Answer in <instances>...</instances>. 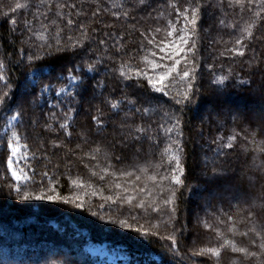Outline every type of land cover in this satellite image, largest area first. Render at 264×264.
<instances>
[{
  "label": "trees",
  "instance_id": "trees-1",
  "mask_svg": "<svg viewBox=\"0 0 264 264\" xmlns=\"http://www.w3.org/2000/svg\"><path fill=\"white\" fill-rule=\"evenodd\" d=\"M196 2L201 8L198 34L192 37L198 46L196 84L201 89L198 103L185 107L182 112L181 106L174 103L173 97L182 94L189 83L182 78V71L192 69L183 59L177 72L165 81L168 96L153 93L150 88L147 93L138 89L141 97L154 96L162 106L146 121L133 117L137 124H151L148 134L154 139L129 142L127 147L117 142L113 148V142L120 139V117L109 113L107 128L97 131L90 118L94 111L90 105L97 101L92 100L90 90L84 89L80 90L77 111L72 113L73 119L69 122L70 137L63 130L49 132L44 128L48 122L44 114L48 111L46 107L41 110L25 106L21 121L13 122L11 128L6 127V121L12 113L0 117V264H111L87 253V244L105 245L119 251L126 259L117 264H261L264 261V250L260 248L264 243V23L253 26L251 39L243 32L255 19L253 13L260 10L256 2L248 5L244 0L242 10L235 0H145L143 5L139 0H44L43 3L0 0V62L5 65L4 72L13 85V93L18 94L17 85L29 71V54L41 48V55L51 52L36 66L48 65L52 70L71 67L77 62L79 57H74L71 51L56 52V41L59 39V46L63 47L71 43L69 37L80 40L83 24L95 37L90 43L85 42L94 50L91 55L103 54L98 40L106 39L105 33L123 35L128 43L126 51L134 57L133 66L147 68L151 74L152 62L171 64L172 61H160L164 54L158 47L148 45L147 39L155 37L156 44L174 39L185 26L177 9L182 12ZM17 3L27 7L15 9ZM125 11L129 13L127 19L123 16ZM69 19L72 25H68ZM221 19L227 26L220 24ZM12 20L17 21L16 25H12ZM157 28L159 33L155 31ZM173 29V37H168V31ZM238 37L245 46L243 57L226 51L235 46ZM108 43L111 45L112 41ZM114 63H119V57L115 62L108 61V67ZM229 69L233 79L227 82L222 95H216L210 78L213 74H227ZM100 78L96 74L95 79ZM241 79L248 83L239 84ZM105 82L104 92L111 93L113 98H119L122 89L131 90L124 89L116 80L106 78ZM10 106L15 108L13 102ZM165 109L175 111L181 118L183 135L173 138L181 142L182 151L171 144L164 131L172 126L164 117ZM197 112H200L199 128ZM58 115L63 120L59 112ZM33 120L38 123L33 125ZM13 130L20 135L19 153L15 157L18 163L14 167L30 177L28 182L20 184L7 170V142ZM229 136L236 137L231 142L233 146L220 147L218 153L220 142L214 141L220 137L226 145ZM53 139L61 147L51 148ZM98 146L100 151L96 152ZM174 154L179 155L184 183L175 186L177 194L173 203L164 205V199L171 195L170 175L176 168L171 159ZM115 156H120L121 161H116ZM214 168L222 170V174L214 177ZM123 172L132 175H123ZM44 173L48 176H43ZM161 176L168 178L161 180ZM50 180L56 181L55 184ZM41 181L49 188L55 186L56 191L46 193L40 187ZM117 184L121 187L117 188ZM16 187L22 189L21 195L24 191H30L33 196L45 192L73 202L24 201L17 196ZM140 188L145 192L141 193ZM10 189H13L11 194ZM127 196L134 198L132 204L128 203ZM81 201L83 207L77 208L75 203ZM140 204L144 207L134 206ZM153 207L158 211L152 212ZM121 220L126 222L125 227L120 226ZM145 231L155 235L145 236ZM172 236L177 240L175 255L168 251ZM225 240L256 255L234 252L231 243L221 248ZM209 247L220 249L219 259L207 252L193 256L194 251Z\"/></svg>",
  "mask_w": 264,
  "mask_h": 264
},
{
  "label": "snow or ice",
  "instance_id": "snow-or-ice-1",
  "mask_svg": "<svg viewBox=\"0 0 264 264\" xmlns=\"http://www.w3.org/2000/svg\"><path fill=\"white\" fill-rule=\"evenodd\" d=\"M41 3L44 0H40ZM256 2L259 6V11L253 13L255 19L252 20L251 23L247 25L243 32L247 33V38L251 39L253 36L252 28L253 26L260 22L264 23V0H247V4L251 5ZM145 0H139V4L143 5ZM235 4L239 5L241 9L244 8V0H235ZM64 5H57V7H63ZM116 5H114L115 7ZM121 7L123 5H120ZM229 6H232L230 3ZM27 7L26 4L17 3L15 5V9H21ZM169 7H172L169 4ZM13 9V11H15ZM107 11V9H105ZM200 5L198 2L194 4H190L188 7H185L181 12L177 9V15L182 16L184 20V28L179 30V35H177L172 40H161L159 44L155 43V37L151 39H147L148 45H154L159 48V51L163 53L160 57V61L170 60L171 64H165L161 62H152L151 74L147 68L134 67L132 61L134 57L128 55L126 49L128 47L127 41L123 35L116 36L114 33H105V38H101L98 40V45L103 47V54L101 55H91L94 51L91 48H88V45L85 43L91 42L95 37L91 36L87 27L83 24L81 25V39L73 41L71 37H69V41L71 43H66L63 47L60 45V40L57 39V47L55 49L56 52L67 53L69 51L72 52L73 56H78L79 59L77 62L71 67H57L55 70L49 68L48 65H43L42 67L36 66L37 62L42 61L45 56H50L51 52H44L43 55L40 53L43 51L41 48L35 54H29L27 56V62L29 65V71L25 74L24 79L17 85L19 91L17 93H13V85L9 83L8 77L4 72L5 65L3 62H0V117H4L7 113L11 112V115L7 116L6 127L11 128L13 126V122H20L22 116L24 115V108L27 105H31L33 107H39L43 110L45 107L48 109L44 114L48 118V122L43 126L49 132L60 131L63 130L66 136H71L72 133L68 131L70 127V121L73 119L72 113L77 111L75 105L79 104V95L80 90H90L92 100L97 101L94 104H91L90 107L94 110L91 115V121L96 126V130L100 131L107 128L108 123V114L110 113L113 116H119V137L120 139L116 142H113L112 147H116V143L118 142L122 147H127L129 142L142 141L144 138L148 140L154 139L153 136L149 135L151 130L150 123H135L133 117L138 116L141 121H146L150 115L161 110L162 106L158 105L156 98L151 95H145L141 97L138 93V89H143L145 93H147L150 88L153 93H162L165 96H168L170 93L167 89V85L165 81H167L170 77H172L173 73L177 72V66L181 64L182 59L185 63H190L192 65L191 71L184 70L182 71V78H185L189 81L185 91L182 94H179L173 97L174 103L176 105H180V111L182 112L185 107L195 105L198 103V98L201 89L197 87V72H198V46L197 40L192 39L193 36H196L198 21L200 19ZM96 13H93L95 16ZM116 15V13H113ZM129 13L125 11L123 16L127 19ZM12 25H16L17 21L12 20ZM54 23V21H53ZM68 25H72L73 21L69 19L67 21ZM220 24L222 26H227L225 20L221 19ZM26 26H30V22L25 21ZM105 27H111L109 25H105ZM134 28V26H133ZM92 32H95L96 29H92ZM157 33L160 32V29L157 28L155 30ZM175 29L168 31L167 36L173 37V32ZM140 35L145 37V33L141 32ZM146 38V37H145ZM108 40H111L112 43L109 45ZM162 45V46H161ZM238 46V47H236ZM51 48V45L48 46ZM143 47V46H142ZM244 43L243 39L238 37L235 39V46L233 48H227L226 51L229 55L232 56H245L244 51ZM79 49V52L77 51ZM111 50V51H110ZM189 54L191 58L189 59ZM224 53H221L223 55ZM128 56V59L125 60L124 56ZM155 56V53H153ZM21 57L23 59V52L21 53ZM119 57V63H114L111 68L108 67L107 62L113 61L115 62L116 58ZM211 68V65H209ZM96 74L100 75V79L96 80ZM179 74V73H178ZM116 80L123 84L124 89H131L130 92L124 91L122 89V94L119 98H113L111 93L105 94L104 89L106 88L105 79ZM233 79L232 70L229 69L227 74L224 75H215L213 74L210 78V85L212 87V91L216 95H222L225 88L227 87V82ZM92 81H95L94 83ZM146 81V83H145ZM134 82V86L132 84ZM248 83L246 80H239V84L243 85ZM58 84L62 86L57 87ZM69 87H71V91H69ZM134 97V98H132ZM10 102L15 104V108L10 106ZM66 109V110H65ZM63 116V120L60 119V116ZM164 117L166 120L171 123V127H167L164 131L168 134V139L171 141V144L174 145L178 151H182L181 142L178 139H174L173 137H180L183 135V131L180 128L181 118L175 111L163 110ZM33 125L38 123L37 120L32 121ZM54 124H58L59 127L55 128ZM159 127H163V125H159ZM255 133H253V137ZM85 142H87V138L83 137ZM236 137L229 136L226 145L222 143V138L218 137L214 143L220 142L218 144V148L216 151L219 153L220 147H228L231 148L232 141L235 140ZM20 135L17 131L13 130L10 133L7 142V149L9 152L8 162H7V170L11 173V177L18 183L28 182L30 177L23 170L15 168L14 163H18L15 160V157L19 153L20 148ZM51 148L56 149L61 147V144L58 140L53 139L50 141ZM79 147V145H77ZM96 152L100 151L99 146L95 149ZM95 159V157H93ZM172 160L175 161L176 168L172 170L170 175V197L164 199V205H170L173 203L174 198L176 196V188L177 185H183L184 181L181 179V175L183 174V169L180 165L179 155H173L171 157ZM116 161H121L120 156H115ZM123 175L131 176L130 172H123ZM207 174V173H205ZM222 174V170L213 169V176ZM43 176L47 177L48 173H44ZM168 177L161 176V180H165ZM103 179V177H101ZM139 179V177H137ZM155 179V177H153ZM56 181L50 180V183L55 184ZM32 183H36L32 180ZM75 183V181H73ZM40 187L46 190V193H54L56 191V187L53 186L51 188L48 185L43 184L41 181ZM117 188L121 187L119 184L116 185ZM10 189L9 194H11ZM16 191L17 196L24 200L28 201L31 199L39 200H49L52 201L54 199L61 200L64 204L71 203L68 199H64L63 197H54L52 194H46L45 192H41L33 196L30 191H24L23 195H21V188L16 187L14 189ZM125 192L128 189L124 190ZM139 191L141 193L145 192L144 188H140ZM81 199V198H77ZM111 200V197H109ZM124 199V197H121ZM129 204L133 203V197H126ZM77 208L83 207L82 201L80 203H75ZM135 207H144L143 204L134 205ZM103 207V206H101ZM152 212H157L158 209L153 207ZM172 212H175V209H172ZM96 215V213H93ZM133 221L136 220L135 216H131ZM231 219V217H229ZM111 223H115V221H111ZM126 222L124 220L120 221V226L125 227ZM262 230H264V226H262ZM175 231V229H174ZM139 232V229H137ZM259 234V233H258ZM145 236L155 235V233H148L145 231L143 233ZM247 235V233H245ZM171 245L168 247V251L173 255L177 252V240L175 236L171 237ZM232 244V251H239L245 253L246 256H255L256 254L253 252H249L246 248H237L234 242L225 240L224 244L220 247L223 248L227 244ZM260 248L264 250V243L260 244ZM207 252L211 257H216L219 259L221 253L219 248L209 247L207 249H201L200 251H194L193 256H202ZM264 264V261L261 262Z\"/></svg>",
  "mask_w": 264,
  "mask_h": 264
},
{
  "label": "rangeland",
  "instance_id": "rangeland-1",
  "mask_svg": "<svg viewBox=\"0 0 264 264\" xmlns=\"http://www.w3.org/2000/svg\"><path fill=\"white\" fill-rule=\"evenodd\" d=\"M234 106L233 105H230V107H233L234 109L238 110ZM199 115H200V112H197L196 115H195L196 116V126L198 128H199V125H200L199 122H198V120H199L198 116ZM200 138H201V136L198 133L197 136H196V139L199 140ZM196 145H197V147L200 148V146L198 145V143H196ZM85 250L91 256H97L100 259H105V261L107 263H111V264H117L118 262L125 261V259H126V257L122 253H120L119 251H117L115 249H109L105 245H92V244H87L86 247H85Z\"/></svg>",
  "mask_w": 264,
  "mask_h": 264
}]
</instances>
